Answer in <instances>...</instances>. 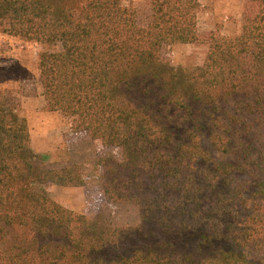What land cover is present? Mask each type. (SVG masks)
I'll list each match as a JSON object with an SVG mask.
<instances>
[{
  "label": "trees",
  "instance_id": "1",
  "mask_svg": "<svg viewBox=\"0 0 264 264\" xmlns=\"http://www.w3.org/2000/svg\"><path fill=\"white\" fill-rule=\"evenodd\" d=\"M200 68L166 45L195 44L200 0H153L152 22L123 0H0V30L36 43L48 109L120 158L101 160L107 225L54 201L81 167L42 169L28 122L0 105V264H264V0ZM234 157L235 163L229 158Z\"/></svg>",
  "mask_w": 264,
  "mask_h": 264
},
{
  "label": "rangeland",
  "instance_id": "2",
  "mask_svg": "<svg viewBox=\"0 0 264 264\" xmlns=\"http://www.w3.org/2000/svg\"><path fill=\"white\" fill-rule=\"evenodd\" d=\"M123 2L136 10L141 26L150 25L153 0ZM200 5L199 41L166 45L163 49V59L175 69L203 67L213 38L240 37L247 21L258 13V5L249 0H200ZM43 50L36 43L0 30V105L8 109L11 122L21 118L27 120L40 168L60 170L78 166L86 179L84 187L48 184L46 190L57 203L92 220L118 226L138 224L139 208L110 204L101 180V160L120 158V149L105 147L88 133H75L70 119L49 111L40 85V54ZM229 159L235 163L234 157Z\"/></svg>",
  "mask_w": 264,
  "mask_h": 264
}]
</instances>
